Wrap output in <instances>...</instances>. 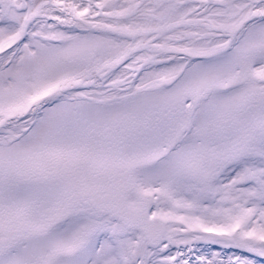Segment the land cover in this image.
<instances>
[{
  "label": "snow or ice",
  "instance_id": "6c2138e0",
  "mask_svg": "<svg viewBox=\"0 0 264 264\" xmlns=\"http://www.w3.org/2000/svg\"><path fill=\"white\" fill-rule=\"evenodd\" d=\"M0 264H264V0H0Z\"/></svg>",
  "mask_w": 264,
  "mask_h": 264
}]
</instances>
